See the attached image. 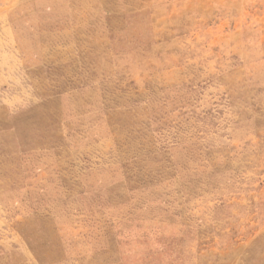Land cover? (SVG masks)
<instances>
[{
  "label": "rangeland",
  "instance_id": "374dc122",
  "mask_svg": "<svg viewBox=\"0 0 264 264\" xmlns=\"http://www.w3.org/2000/svg\"><path fill=\"white\" fill-rule=\"evenodd\" d=\"M0 264H264V0H0Z\"/></svg>",
  "mask_w": 264,
  "mask_h": 264
}]
</instances>
